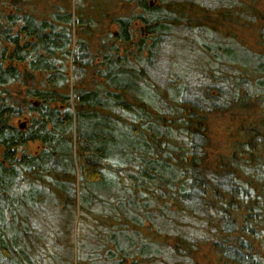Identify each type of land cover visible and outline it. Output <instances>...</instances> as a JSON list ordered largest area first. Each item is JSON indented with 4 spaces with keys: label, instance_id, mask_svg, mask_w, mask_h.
<instances>
[{
    "label": "trees",
    "instance_id": "16d2710c",
    "mask_svg": "<svg viewBox=\"0 0 264 264\" xmlns=\"http://www.w3.org/2000/svg\"><path fill=\"white\" fill-rule=\"evenodd\" d=\"M29 1L0 0V264H165L158 232L186 225L172 247L181 264H194L202 243L225 264H259L264 119L215 166L207 150L212 118L264 112L262 35L240 60L230 50L245 47L236 35L209 46L192 41L193 58L199 48L215 66L177 74L162 70L167 49L179 51L177 30L197 40L232 30L231 11L209 24L210 12L189 2L158 0L151 9L148 0H122L140 14L114 17L117 35L89 57L81 18L65 12L38 20ZM244 9L251 29L261 14ZM97 58L102 71L94 75L103 80L88 83ZM220 62L243 63L245 77L226 76ZM31 145L37 150L29 153ZM52 209L50 226L34 218ZM83 225L90 235H78Z\"/></svg>",
    "mask_w": 264,
    "mask_h": 264
},
{
    "label": "rangeland",
    "instance_id": "374dc122",
    "mask_svg": "<svg viewBox=\"0 0 264 264\" xmlns=\"http://www.w3.org/2000/svg\"><path fill=\"white\" fill-rule=\"evenodd\" d=\"M179 1L181 3L189 2V5H194L198 9L209 11L210 12L209 14L210 19L208 21L209 24H213L215 17H217L218 14L224 12L225 10L229 12L231 11L233 15L232 18L233 20L237 21V23H232L233 26H235L232 30L225 29L226 31L224 30L221 33H215V34L211 32L213 35L210 34L209 32V35L206 36L207 38L203 40L201 38L197 40L195 34H192L191 32H183L180 31V29H178L177 30L178 34H176V39H179L177 40V42L180 43L179 47L177 48L179 51L174 53L175 52L174 50L167 49V54L162 55L164 59V61L162 62L163 71L168 69V71L170 70V72L186 75V72L189 73L194 71L200 72L199 67L203 69L204 66H206L207 64H211V65L213 64V66H215L214 64L215 60L210 59V56L200 51L199 48L198 50H196L197 52H195L197 57L193 58V54L191 52L190 53L188 52L189 44H191L192 41L193 44L206 43L209 46L214 43L215 41L214 38L221 40L223 36L229 38L226 35H231V36L236 35L238 39L237 44L238 45L242 44L245 47L242 48L241 46V49L239 48L236 49L237 47L235 46L232 47V45H230V50L232 51L233 49L234 51H236L235 52L236 59L240 60L241 58L243 59L246 57L245 50H252V51L257 50L258 47L257 42H259L260 40V38L258 37L259 34H261L262 37L264 38V0H228L230 3H232V5H228L224 0H217V1L179 0ZM29 2H31L29 4H31L32 6L29 8H32V11L36 14L35 17L38 20H47L49 18H53L52 16L54 15L55 16L58 15V13L64 14L65 12L70 14L74 18H81L82 21L85 23V25L89 26L88 33H86V35L84 36L87 42L90 43V45L85 49L86 52H88L89 57H96L98 52L100 51L102 52V46L104 45V43L106 45V42L108 41L107 38L109 37V35L110 36L117 35L119 31L117 25L111 24L114 17H124L126 15L132 17L134 15L140 14V11L137 9L135 5L132 6L129 5L128 7L127 4L122 3V0H44L42 2L40 0L39 2L37 0L34 1L30 0ZM157 2L158 0H148L149 4L153 3V7H150L151 9L155 8ZM245 5L255 8L256 11H259L261 14V20L258 23H255V27L251 29H248L249 28L248 26L245 27V9H244ZM198 18L202 20V17L200 15H198ZM134 24L135 25L133 27L136 28L137 30L141 31L143 29L144 25L141 23V21H137ZM89 32H90V40L87 37ZM190 33L191 35L189 36ZM80 36L81 34L79 35V37ZM105 39L107 40L105 41ZM229 41L231 42L232 40ZM119 45H120L119 43H115V46L118 47ZM119 49H120L119 51H121V48ZM259 50H261V48H259ZM171 52L174 53L173 55L175 56V58H172ZM118 53L121 54V52ZM230 55H232L233 57V54ZM181 57H183L182 61L179 60ZM192 60L198 62L196 67L192 65L193 62ZM262 60L264 61V57ZM94 63H95V67L90 68L89 73L84 77V81L88 83L94 80H103L101 76L97 77L96 75H94L96 71L98 70L102 71L99 66V64L101 63L100 58L94 60ZM220 64L226 66L225 69L220 68L223 69L222 70L223 73H227L226 76L234 77V78H239L240 76L245 77V68L244 69L241 68L240 65L243 63L239 62L238 67L237 64L235 66L232 65L229 66V63L226 62H222V63L220 62ZM201 65L203 67H201ZM73 71L74 70L69 66L68 78L70 79V83H74L76 80ZM195 80L196 79H194V81ZM215 94L216 91L214 95ZM254 95L256 96V94ZM258 99L264 100L263 93L258 94ZM261 119H264V112L261 111H257V113L253 117L249 116L248 114L246 115V114L233 113V114L216 116L212 118L210 123L211 126L210 147L207 150L209 163H211L212 166H215L217 163L216 161L217 159L223 157L225 158L230 154H232L233 149L231 148V145L234 142L236 143V141L240 142L241 139L244 137L245 129H248L249 125L252 122L254 121L258 122ZM23 122L24 120L21 118L19 121L18 120L15 121L14 125L18 126L20 124H23ZM241 127L244 128L243 131ZM262 134L264 137V133H260V135ZM260 145H261V149H258L259 154L262 151V149H264V144L260 143L259 146ZM36 150L37 148L35 147V145H31L28 148H26V151L29 153H32L33 151ZM246 178L251 180L250 177H248L247 175ZM56 212L57 211H55V209H52L49 210L48 212L46 211V213H49L48 215L47 214L46 215L42 214L41 216L36 215L34 218L40 220V218L44 217L46 224L50 226L52 221L51 217H54L55 214L57 215L58 213ZM177 220L180 221L179 219ZM261 220L262 221L260 222V225L264 232V217H261ZM63 221H65V219H63ZM184 222L187 221L184 220ZM77 224L78 222L77 223L75 222L73 225L74 234L76 233ZM79 227L83 230L78 228V235H81L82 237L90 235L89 234L90 232L88 230L89 228H87V226L85 227L83 225V227L81 226ZM188 229H190V227L186 225L183 231H180V233L178 232L175 234V231L173 232V230H169V226H165V227L163 226V228H161L159 232L157 231L160 235L159 239L157 240L158 242L157 245L159 246L158 248L162 254L161 257L162 262H164L165 264H181L180 261L178 260L176 261V258L173 257L172 247H173L174 238H178L176 236H179L182 239H184L183 235H185V230L187 231ZM146 231L148 230L146 229ZM260 231H261L260 229L258 231H255L256 236H254V238H256V242L254 243L256 247L255 254L258 258V261L256 260L255 261L258 262L259 264H264V235L259 236L261 233ZM194 233L196 236H198L199 231L196 230ZM248 240L250 241V239ZM197 252L198 253L194 257L195 259L194 264H225L207 244L202 243L199 246V251Z\"/></svg>",
    "mask_w": 264,
    "mask_h": 264
},
{
    "label": "water",
    "instance_id": "95a60500",
    "mask_svg": "<svg viewBox=\"0 0 264 264\" xmlns=\"http://www.w3.org/2000/svg\"><path fill=\"white\" fill-rule=\"evenodd\" d=\"M150 7H153V3L150 4Z\"/></svg>",
    "mask_w": 264,
    "mask_h": 264
}]
</instances>
